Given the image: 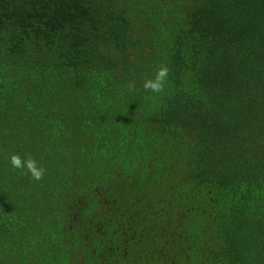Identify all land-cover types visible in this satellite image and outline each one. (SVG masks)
I'll return each mask as SVG.
<instances>
[{"label": "trees", "instance_id": "trees-1", "mask_svg": "<svg viewBox=\"0 0 264 264\" xmlns=\"http://www.w3.org/2000/svg\"><path fill=\"white\" fill-rule=\"evenodd\" d=\"M0 264H264V0H0Z\"/></svg>", "mask_w": 264, "mask_h": 264}, {"label": "clouds", "instance_id": "clouds-1", "mask_svg": "<svg viewBox=\"0 0 264 264\" xmlns=\"http://www.w3.org/2000/svg\"><path fill=\"white\" fill-rule=\"evenodd\" d=\"M168 76V69L161 68L155 75L154 79H148L144 82V88L151 90L153 93H159L164 89L165 82ZM11 166L15 169H27L31 173L34 180L40 181L44 176V169L39 167L35 160L20 155L13 154L10 157Z\"/></svg>", "mask_w": 264, "mask_h": 264}]
</instances>
